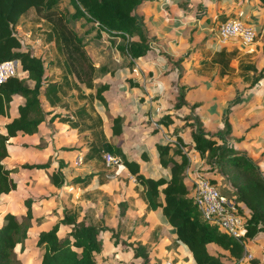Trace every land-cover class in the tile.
Returning a JSON list of instances; mask_svg holds the SVG:
<instances>
[{
  "label": "crops",
  "instance_id": "1",
  "mask_svg": "<svg viewBox=\"0 0 264 264\" xmlns=\"http://www.w3.org/2000/svg\"><path fill=\"white\" fill-rule=\"evenodd\" d=\"M238 13H241L242 19L246 18L253 27H261L264 30V9L258 5V0H144L138 7L136 15L140 16L143 28L146 30L149 49L145 55L134 61L139 68V74L127 68V72L119 73L115 77L131 78L133 83L137 84V86H130L131 91L136 93L135 90H137V94L142 96V99L139 97L137 100L133 97L132 103L135 110L138 107H141V110L135 115L132 112L131 116L141 115L142 120L150 119V123H144L141 120L139 124L133 119L125 120L120 125L119 134H114L111 130L112 121L108 125L105 124L106 120L103 115L98 113L95 115L101 120L100 124L87 121L90 117L88 103H86L87 106L80 105L73 111L71 107L74 103L70 105L61 100L59 105H62L63 114L53 113L52 110L58 104L54 106L45 104L44 108L46 106L49 109L44 110L49 114L39 123L35 133L8 138L6 148L13 147L14 160L17 165L48 161L46 169H18L16 172L25 178L26 176L31 177L33 184H36L35 177L40 179L43 176L46 180L45 188L48 191L53 189L51 194L39 197L37 202L31 201L32 218L27 228L31 231H26L22 246L17 244L15 251L16 248L22 247L21 251L31 252L30 247L26 249L25 242L36 235L33 241L35 245L38 232L50 229L62 217L63 210L70 209L76 213V221L84 219L101 227L97 234L101 249L93 255L96 264H122L123 261L129 264L131 260H136V264H139V259L132 257L131 248L125 247L120 241L130 243L132 246L137 242L144 244L151 263L157 262L156 259H158L161 260V264L164 261H170L173 264L187 262L196 264L182 245L174 244L175 234L166 222L161 209H146L143 187L129 171L123 165L119 168L106 169L101 157L102 152L96 155L91 154L89 157H86V153L91 146L98 147L101 141L106 140L118 145L125 158L137 163L139 170L145 176L168 177V171L159 166L157 162L155 144H165L177 138L166 134L170 133L172 127L177 124V119L173 114L184 107L191 106L192 101L189 95L195 94V96H202L199 99L196 98L198 105L193 108L192 117L197 116L201 124L208 122L213 127L219 126L216 129L219 131L224 119H227L230 124L229 140L234 142L237 150L241 148L242 152L255 162L264 176V87H262V79L256 86H247V82L243 79L246 74H243L238 66L254 63L257 67L264 69L262 54L255 52L256 38L252 47L246 49L232 40L221 43L216 37L218 24L225 19L235 17ZM213 24L215 25L214 31ZM262 45L260 44L259 50L264 52ZM17 68L20 70L19 63H17ZM164 75L167 78L169 76V81L172 77L174 79L166 82ZM161 88L173 91L175 89L176 94L174 93L175 96L171 97L173 103L179 90L183 89L186 100H184L185 104L178 108H173L172 103H169L167 110L169 116L164 117L165 124L161 122L163 118L158 122L151 120L159 116L161 96H163ZM245 90L248 93L246 101L244 100L242 105L237 102L238 104L230 106L229 103H233V98L239 97L240 93H244ZM81 93L82 90L78 95L82 99L84 97ZM101 94L103 95V92ZM232 95L234 97L231 98ZM93 99H88L91 106ZM21 103L22 98H19V104ZM105 103L109 107L111 120L116 115L122 116L121 107L118 108V104L116 107L115 103L108 104L106 101ZM111 108L115 111L112 112ZM12 109L10 102L9 115L15 117L16 111ZM143 110L147 113L145 117ZM52 115H55V118L49 122L48 118ZM60 119H67L69 122H61ZM70 122L73 126L69 125ZM127 125H130L131 130H128ZM188 131L190 129H183L177 134L184 143L190 141ZM51 134H56V136L51 138ZM230 135L238 139L233 140ZM213 136L218 139L215 135ZM217 141L222 143L220 139ZM9 142H12V145H8ZM67 147L71 149L65 150L64 148ZM187 154L189 161L184 171V181L189 189L194 170L201 169L203 158L198 157L192 149ZM143 155L146 157L144 160ZM41 157L43 158L40 159ZM59 163H61L60 172L64 177V182L59 187H55L50 183L48 175L58 168ZM74 177L85 180L71 183ZM161 188L162 186H159V189ZM56 193L67 196L63 202H68V204L63 205V202L56 197ZM7 194L0 195V200L1 196ZM189 194L191 195L190 190ZM49 201L52 203L51 210H54L52 213H50L51 210H46ZM119 202L126 205L123 216L117 215ZM85 206L93 207L98 211L99 214L94 220L84 213ZM5 212L0 213V220ZM7 212L20 216L25 213V208L19 204L15 213ZM132 223L134 230L129 227ZM61 227H63V233L59 235ZM123 228H126L128 232ZM111 229L118 235L116 243L113 242ZM68 231L69 226L61 224L56 234L58 237H63ZM107 244L111 247L108 250L109 253L106 250L102 252ZM211 246L218 249L212 244L207 246L208 249L212 248ZM247 246L249 245L246 244L245 247ZM36 248L39 249L37 246ZM219 252L222 251L219 250Z\"/></svg>",
  "mask_w": 264,
  "mask_h": 264
},
{
  "label": "trees",
  "instance_id": "2",
  "mask_svg": "<svg viewBox=\"0 0 264 264\" xmlns=\"http://www.w3.org/2000/svg\"><path fill=\"white\" fill-rule=\"evenodd\" d=\"M144 0H68L73 11L66 16L64 10L58 9L61 0H0V62L14 60L19 63L21 72L25 78L15 75L7 77L0 83V117L9 120L0 126V195L15 190L16 183L12 173L16 169H46L48 163H22L12 168L6 167L2 161L7 156V140L18 135H31L37 131V126L44 120L47 111L44 105L54 106L61 102V92H64L61 82L54 79L55 72L47 73L46 63L41 57L33 54L28 48L23 49L20 40L15 34V28L20 18L33 9L45 20L50 35L57 51L71 54H82L81 38L68 25L70 19H84L94 25L100 33L109 37H118L119 44L116 50L128 58V67L134 65V61L145 55L149 49L146 30L139 15H136L138 7ZM258 5L264 9V0H258ZM69 19V20H68ZM224 21V20H223ZM72 58L68 57L63 72L70 67L73 69ZM239 69L246 77L243 79L247 86H255L264 77V69L254 63L239 64ZM19 70V69H18ZM79 80L77 71L73 72ZM64 77V73H62ZM31 81L32 84L27 83ZM64 84L69 82L64 77ZM129 86L137 84L128 78ZM60 83V84H59ZM104 85L95 89L90 99H97L106 106L101 94ZM42 91V92H41ZM13 96L22 98V103L16 106V116L10 117V102ZM175 107L185 104L183 89L176 95ZM196 106L194 103L190 108ZM55 115L48 118L52 122ZM165 118L161 120L165 124ZM61 122H69L60 119ZM111 130L119 134L121 117L112 118ZM94 123L100 124L99 117L94 118ZM70 126L73 124L70 122ZM190 127L191 124H188ZM198 126L199 123H198ZM3 131V132H2ZM230 124L224 119L217 138L213 135L197 129H190L188 143L179 138L167 141L165 144H155L157 162L168 171V177L152 178L145 176L137 163L128 161L116 144L106 140L100 142L98 147L91 146L86 157L91 154L108 152L121 159L122 165L129 171L134 179L143 187V199L147 210L161 209L163 216L175 234L174 244H180L192 256L196 264H230V261H238L245 252V245L259 238L264 233V176L258 166L243 152L234 146L229 140ZM191 148L205 162L218 165L219 170H227L230 178V186L233 189L231 196L227 198L235 208L237 214L242 217L243 232L236 239L222 231L214 224L205 220L194 203L192 186L189 189L184 181V171L189 158L186 153ZM65 150L71 147L64 148ZM170 150V152H169ZM102 154V153H101ZM146 157L143 155L142 159ZM58 168L48 175L50 183L59 187L64 182ZM15 169V170H14ZM86 178V177H85ZM85 179L74 177L71 183L83 182ZM212 184L214 179H208ZM159 186H162L159 189ZM191 191V195L189 193ZM162 199V200H160ZM25 213L16 216L10 212L3 213L0 223V264H20L16 257L15 246L23 244L26 231L30 225L31 199L23 201ZM126 205L118 203V216H123ZM69 226V231L58 237L56 232L59 225ZM101 227L86 220L76 221V213L70 209L63 210L62 217L55 222L50 229L40 231L37 234L35 245L42 252L39 264H96L93 258L101 249V243L97 234ZM113 242L118 241L117 233L111 229ZM122 245L131 248L132 257L139 259V264L151 263L148 251L144 244L139 242L132 246L130 243L120 241ZM212 244L222 252L213 253L208 249ZM255 264L256 261H251Z\"/></svg>",
  "mask_w": 264,
  "mask_h": 264
},
{
  "label": "rangeland",
  "instance_id": "3",
  "mask_svg": "<svg viewBox=\"0 0 264 264\" xmlns=\"http://www.w3.org/2000/svg\"><path fill=\"white\" fill-rule=\"evenodd\" d=\"M59 10H64L66 13V16L69 17V14L73 11L72 6L68 2V0H61V2L58 4ZM69 20V19H68ZM244 21L248 24L249 23L246 18ZM45 20L40 16V14H37L33 9H29L18 22L16 28H15V34L18 37V39L21 42V45L23 49H29L33 54L36 56H39L42 58V60L46 63L47 73H50L51 71L55 72L56 74L53 76L54 79L58 82H61L62 88L64 92H61V100H64L67 103H74L71 108H73V111L76 107H79L80 105L87 106L86 103H88V110L90 117L87 118V121L90 123H94V118L97 117L95 115L100 114L103 115L105 118V124H110L111 122V115L109 114L108 106L101 105V103L97 99H93L92 106L91 103H89L88 99L91 97V93H94L95 89L104 85L103 89V97L108 104H114L118 108L121 107L122 111V124L124 121H130L133 119V121H138L140 124V121L142 120V116L138 115L136 117L131 116L132 112L135 115L137 111L141 110V107L136 108L133 106L132 98H136L139 100L140 95H138V91L135 90L136 93H133L131 91L130 86L127 84V77L121 78V77H115L119 75V73L127 72L128 67V60L126 57L121 55L116 50V45L119 44L120 39L118 37H109L108 35L104 33L98 32L97 29H95L94 25L90 22L84 21V19L79 18L76 20L70 19L68 22V25L78 34V36L81 38V44H82V54H76L74 52H70L71 54L68 55L66 52H59L56 49V46L54 45L53 39L50 35V32L48 30V27L45 24ZM215 24V23H214ZM213 24V31L215 30V25ZM256 32V41H257V48L255 52H259L262 54L261 60H264V52L259 50L260 44L262 45L263 51H264V30H262L261 27H253ZM212 31V32H213ZM254 38V41H255ZM68 57L72 58V67L67 72H63L65 67V62L67 61ZM260 64V62H259ZM174 67V65H173ZM177 68V67H176ZM77 71L79 74V80L76 79L73 72ZM169 71V70H168ZM62 73H64L65 79L69 82V86H66L64 84V77L62 76ZM16 76L18 78H25V73L21 72L20 70H17ZM161 76V75H160ZM165 79L166 82H170L174 78L169 81V76L167 78L166 75ZM235 76V75H234ZM130 81L131 78H129ZM262 81V87H264V78ZM28 84L31 85L32 82L28 81ZM123 82V83H122ZM133 82V81H132ZM60 84V83H59ZM123 86H125V90H123ZM256 86V85H255ZM82 90V96L84 98L79 97V93ZM162 91V101H161V109L159 111V116L156 119H151L153 121L157 120V122L161 119L166 117L169 114L167 113V110L169 109V103L171 102V97L175 96L176 91L173 90H167L161 88ZM42 92V91H41ZM246 92V93H245ZM245 92L240 93L239 97L233 98V103H229V105H235L238 104L237 102L242 103L244 100L248 97V93L245 90ZM250 92V91H248ZM175 93V94H174ZM200 96H195V94H190L189 99L192 101V105L197 102L196 98H201ZM234 97V95L231 96V98ZM142 99V96L140 97ZM92 100V99H90ZM185 100V98H184ZM176 101V100H175ZM186 101V100H185ZM246 101V100H245ZM173 108L175 107L174 104L176 102H171ZM19 104V98L17 96H13L11 101L12 108L16 111V106ZM52 110L54 114L62 113L63 109L62 105H59L57 103ZM76 105V106H75ZM191 105V104H190ZM191 105V106H192ZM198 104L196 103V106ZM194 106V107H196ZM112 107V105H111ZM193 107V108H194ZM188 108V110H187ZM187 108L180 109L176 114H173L175 118L177 119V124L172 127V130L170 133H166L169 136L174 135V137H177L181 140V138L177 135L180 130L183 129H197V127L207 133L208 135H217L219 130H216L219 126L213 127L208 122H199V120L192 117V113H194L192 110L193 108H190L188 106ZM12 109V110H13ZM49 109L45 106L44 108ZM96 109V111H94ZM111 111L114 112L115 110L111 108ZM145 114L147 115L146 111L143 110V115L145 117ZM112 115H115V113H112ZM7 120L3 117H0V126L2 127L3 124ZM144 123H150V119L142 120ZM198 123L200 126H198ZM159 123H157L158 125ZM188 124H191L189 127ZM128 130H131L130 125H127ZM159 129V128H158ZM189 132V131H188ZM57 134V133H56ZM56 134H51V138H54ZM189 137V135H188ZM217 137V136H216ZM230 138H233V140L238 139L235 136H231ZM167 140V137H166ZM218 140V139H217ZM182 141V140H181ZM8 145H12V142H9ZM239 146V145H238ZM241 146V145H240ZM8 155L6 158L3 159L2 163L9 168H12L17 162L14 160L13 155V147L8 146ZM191 149L187 148L186 153H190ZM238 151L242 152L243 150L240 148ZM170 152V150H169ZM246 152V150H245ZM190 156V155H189ZM41 157L40 159H42ZM39 159V157L37 158ZM50 161V158L48 159ZM48 162V161H47ZM201 173L207 178H213V184L217 188V190L225 195L227 198L231 196V191L233 190L230 186V178L228 176L227 170H219L217 167L218 165H214L211 163H206L204 159L201 160ZM106 169H111L112 167H106ZM15 170V169H14ZM18 169H16L17 171ZM12 174V177L17 185L16 190L10 191L6 196H1L0 200V213L11 211H16L18 205L20 204L23 208V201L25 199H31L32 202H37L38 198L42 195H47L48 193L51 194V190H47L45 188V178L43 176L35 177V183H32L31 177L26 178L22 175H20L19 172H16ZM25 181V183H24ZM190 186V184H189ZM56 197L60 199V202H63V199H66L67 196H61L60 194L56 193ZM46 199V198H44ZM69 199V198H67ZM109 200V198H107ZM42 203V202H41ZM45 205V203L43 202ZM65 201L63 202V205H67ZM51 201L47 203V211L51 210ZM78 205V204H74ZM35 208V206H34ZM111 208V207H110ZM36 209V208H35ZM84 210H86L84 213L86 216L90 217L91 219H95L96 215H98V211L95 210L93 207H87L85 206ZM54 212L52 209L50 213ZM111 212V211H110ZM15 215V214H14ZM52 215V214H51ZM111 215V214H110ZM53 216V215H52ZM114 218V217H113ZM1 222V220H0ZM123 225V224H122ZM133 223L129 226L133 229ZM143 229V228H141ZM123 230H128L126 228H123ZM27 231H31L30 229ZM144 232L143 230H141ZM63 233V227H61V230L59 231V235H62ZM143 235V234H142ZM33 236V235H32ZM34 235L32 238H29L25 242V247L31 248L32 251H21L22 247L19 249L16 248V257L19 260L20 264H37L42 250L39 248L37 249L34 245L33 241L35 239ZM144 236V235H143ZM247 247H245V252L243 256L235 262L230 261V264H252L251 261H256L255 264H264V233H261L259 238L257 240H254L253 242L247 243ZM16 247V246H15ZM212 247V246H211ZM111 247L109 244H107L102 250L104 252L105 250H110ZM210 252L218 253V249L216 248H210ZM109 253V251H108ZM152 255V252H151ZM157 262L155 264H161V260L156 259ZM136 260H131L129 264H136ZM165 264V261L163 262ZM122 264H126L125 261H123ZM170 264H173L170 263ZM181 264H189L187 263H181Z\"/></svg>",
  "mask_w": 264,
  "mask_h": 264
},
{
  "label": "built area",
  "instance_id": "4",
  "mask_svg": "<svg viewBox=\"0 0 264 264\" xmlns=\"http://www.w3.org/2000/svg\"><path fill=\"white\" fill-rule=\"evenodd\" d=\"M255 36L256 31L252 24L246 23L241 13L221 21L216 28V37L219 42L226 43L232 40L246 49L252 47ZM17 70V61L0 62V83L7 77L15 75ZM131 72L139 74L136 64L131 67ZM101 157L106 167L119 168L122 165L121 159L111 153L102 152ZM78 160L77 158V162ZM190 185L194 203L202 217L214 224L220 231L238 239L243 232V219L237 214L227 197L220 193L199 169L194 170ZM165 264H170V261H165Z\"/></svg>",
  "mask_w": 264,
  "mask_h": 264
}]
</instances>
